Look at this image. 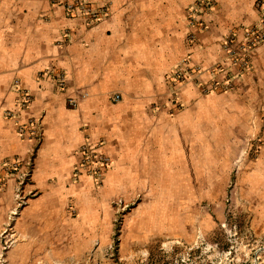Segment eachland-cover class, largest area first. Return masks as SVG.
I'll list each match as a JSON object with an SVG mask.
<instances>
[{"label": "crops", "instance_id": "0c3cea01", "mask_svg": "<svg viewBox=\"0 0 264 264\" xmlns=\"http://www.w3.org/2000/svg\"><path fill=\"white\" fill-rule=\"evenodd\" d=\"M88 1L103 5L93 22L69 14V0H0V173L14 159L23 161L16 175L26 168L25 161L30 163L20 211L37 221L45 213H62L70 198L80 219L93 209L90 175L82 172L72 179L81 145L101 142L109 156L105 192L117 188L126 195L138 182L159 177L184 182L189 172L184 145L202 139L206 116L218 112L216 103L226 124L233 109L226 116L223 104L232 108L248 97L264 102V42L250 51V66L233 77L244 85L242 91L202 95L194 87L199 80L215 79L220 87L232 80L224 75L227 65L224 71L218 68L219 40L230 28H237L233 32L242 39L238 27L257 17L252 8L245 9L254 0H217L220 8L207 29H197L191 44L183 10L190 0ZM181 58L187 59L194 80L174 94L185 105L175 110L169 85ZM58 73L65 75L62 88L56 87ZM15 80L30 94L20 111ZM30 119L39 120L41 136L35 144L17 132V125Z\"/></svg>", "mask_w": 264, "mask_h": 264}, {"label": "rangeland", "instance_id": "374dc122", "mask_svg": "<svg viewBox=\"0 0 264 264\" xmlns=\"http://www.w3.org/2000/svg\"><path fill=\"white\" fill-rule=\"evenodd\" d=\"M78 1L69 0L67 12L88 19L78 9ZM80 1L102 10L103 5ZM217 4V0H190L185 5L189 44L196 40L198 28H208L220 8ZM246 8L257 17L238 27L242 39L238 41L233 32L237 28H230L218 44V68L224 71L227 65L224 75L232 80L223 87L215 79L191 83L202 95L245 88L233 77L250 66V51L264 42L263 37L242 49L249 30L264 31V0H254ZM187 62L181 58L174 66L169 85L173 95L194 80L187 73ZM173 97L175 110L185 107ZM247 99L240 98L232 108L223 104L226 116L233 109L226 124L219 116L221 103H216L218 112L214 118L206 116L202 139L185 143L187 181L159 177L138 182L130 194L117 188L105 192L110 160L98 180L90 176L95 205L87 208L82 219L71 198L62 213H45L39 221L33 215L21 216L29 169L25 178H18L10 161L4 164L8 170L0 173V264H264V102ZM72 179L78 176L72 174Z\"/></svg>", "mask_w": 264, "mask_h": 264}, {"label": "built area", "instance_id": "2783aa9c", "mask_svg": "<svg viewBox=\"0 0 264 264\" xmlns=\"http://www.w3.org/2000/svg\"><path fill=\"white\" fill-rule=\"evenodd\" d=\"M79 8L86 13L89 20H97L100 16V11L88 6L86 3L78 1ZM247 37L245 38L247 41L246 44L242 45L243 51L246 50V48H250L255 45V43H258L261 39L264 37V31L262 34L259 33L258 30L251 29L248 31ZM55 83L57 88H62L65 83V75L63 73H58L55 75ZM14 86L16 87V90L19 92L18 98L16 101V109L18 111L23 110L27 108L28 104L30 103V94L27 91H22L20 88H18V81H14ZM114 99H118L119 95L114 94ZM69 104L72 106H76L77 102L75 101L74 97H69ZM14 113V112H13ZM13 113H10V116L12 117ZM17 132L18 134L29 138L32 140L33 143H37L40 139V131H39V120L37 119H30L26 123L18 124L17 125ZM102 143H85L80 146V161L75 164L73 169V176L77 177L80 173L85 172L86 174L90 175L91 177L95 179H99L104 171L109 167L110 164V158L108 155H106L102 151ZM23 165V161L20 159H14L10 162V166L13 170H17L19 166ZM26 168L18 173V178H25L27 176V169L30 168V163L25 161Z\"/></svg>", "mask_w": 264, "mask_h": 264}]
</instances>
